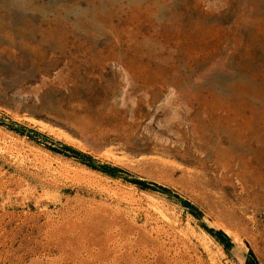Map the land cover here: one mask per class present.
I'll list each match as a JSON object with an SVG mask.
<instances>
[{"label":"rangeland","instance_id":"1","mask_svg":"<svg viewBox=\"0 0 264 264\" xmlns=\"http://www.w3.org/2000/svg\"><path fill=\"white\" fill-rule=\"evenodd\" d=\"M250 249L264 264V0H0V264Z\"/></svg>","mask_w":264,"mask_h":264},{"label":"trees","instance_id":"2","mask_svg":"<svg viewBox=\"0 0 264 264\" xmlns=\"http://www.w3.org/2000/svg\"><path fill=\"white\" fill-rule=\"evenodd\" d=\"M142 185L144 186H148L149 183H147L146 181H141L140 182ZM156 185V184H155ZM156 187H158L159 190L163 191V192H168L169 190L166 187L163 186H158L156 185ZM188 205L192 206L189 202H186ZM223 237L227 240L230 241V238L227 234L222 233ZM246 264H260L258 258L256 257L254 251L252 249H250L247 260H246Z\"/></svg>","mask_w":264,"mask_h":264}]
</instances>
